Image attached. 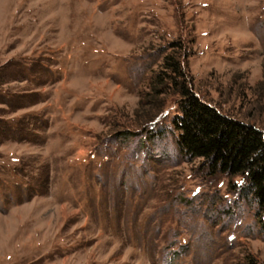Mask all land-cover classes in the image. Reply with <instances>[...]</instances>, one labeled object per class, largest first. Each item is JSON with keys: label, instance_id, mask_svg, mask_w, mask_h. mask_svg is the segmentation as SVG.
<instances>
[{"label": "rangeland", "instance_id": "374dc122", "mask_svg": "<svg viewBox=\"0 0 264 264\" xmlns=\"http://www.w3.org/2000/svg\"><path fill=\"white\" fill-rule=\"evenodd\" d=\"M174 43L264 131V0H0V264H264L246 180L181 150L177 98L140 105Z\"/></svg>", "mask_w": 264, "mask_h": 264}, {"label": "trees", "instance_id": "16d2710c", "mask_svg": "<svg viewBox=\"0 0 264 264\" xmlns=\"http://www.w3.org/2000/svg\"><path fill=\"white\" fill-rule=\"evenodd\" d=\"M178 46L174 43L173 50ZM168 96L177 98L179 105L173 123L181 150L192 159H202L210 176L227 175L233 187H237L234 179L243 177L248 183L244 186L247 195L252 194L264 210V131L197 95L175 50L164 57L161 69L151 77L140 105L150 104L157 115Z\"/></svg>", "mask_w": 264, "mask_h": 264}]
</instances>
